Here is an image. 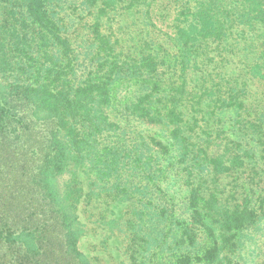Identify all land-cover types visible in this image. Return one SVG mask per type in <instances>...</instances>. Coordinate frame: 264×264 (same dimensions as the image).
<instances>
[{
    "label": "trees",
    "instance_id": "trees-1",
    "mask_svg": "<svg viewBox=\"0 0 264 264\" xmlns=\"http://www.w3.org/2000/svg\"><path fill=\"white\" fill-rule=\"evenodd\" d=\"M0 264H264V0H0Z\"/></svg>",
    "mask_w": 264,
    "mask_h": 264
},
{
    "label": "rangeland",
    "instance_id": "rangeland-1",
    "mask_svg": "<svg viewBox=\"0 0 264 264\" xmlns=\"http://www.w3.org/2000/svg\"><path fill=\"white\" fill-rule=\"evenodd\" d=\"M65 177H66V176L62 177L60 181L62 182L63 179H65ZM122 259H123V258H122ZM123 261H125V259H123Z\"/></svg>",
    "mask_w": 264,
    "mask_h": 264
}]
</instances>
